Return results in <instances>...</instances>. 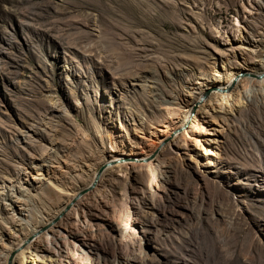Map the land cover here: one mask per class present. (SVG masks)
Masks as SVG:
<instances>
[{"label": "rangeland", "instance_id": "rangeland-1", "mask_svg": "<svg viewBox=\"0 0 264 264\" xmlns=\"http://www.w3.org/2000/svg\"><path fill=\"white\" fill-rule=\"evenodd\" d=\"M263 48L264 0H0V255L15 207L33 223L94 181L86 222L52 229L60 261L33 264H264V92L197 116L154 169L105 170L178 126L189 91L263 79Z\"/></svg>", "mask_w": 264, "mask_h": 264}, {"label": "bare ground", "instance_id": "bare-ground-1", "mask_svg": "<svg viewBox=\"0 0 264 264\" xmlns=\"http://www.w3.org/2000/svg\"><path fill=\"white\" fill-rule=\"evenodd\" d=\"M257 63L261 67H264V48ZM221 64L223 65L224 63L222 62ZM228 68H230V66ZM239 74V70L234 71L233 69H231L225 74L226 80H224L225 83L223 84V86L220 84H216L213 86L209 85L197 93L189 91L187 93V100L184 101L186 104V109H184L180 113L181 119L178 126L171 128L172 122H166L165 126L156 129L161 135L159 136V138H157L158 142L156 143V146L153 147V149H151L146 156L137 157L132 161H130V159L128 158L111 156L109 162H107L106 164L107 167L105 170H112V168H114L116 169V171H120L125 164H138L143 165L144 167L149 169H154L155 167H157L156 165L160 163L156 161V165L153 164L154 158L159 152H162L164 149H171L170 145L172 142H175V139L177 137L175 135L176 131L183 129L186 124H189L191 129L203 128L201 122L198 121L197 116L203 113L206 114L208 111H212L224 117L223 115L231 113L233 109H236L240 106L242 107V105H244L246 101L248 102V99L251 96L260 97L262 92H264V78L247 79L245 81L243 91L240 92L238 91V88L240 86V80L238 79ZM213 76L218 77L217 74H213ZM221 78L222 77L219 76V79L214 82L218 83L220 80H222ZM210 90H212V92H209V94L211 93L209 98L204 100V95L207 94V92ZM194 111L195 114H192V112ZM171 130H174V132L171 133ZM183 135L184 137H188L185 131L183 132ZM139 161L144 162H142L141 164ZM137 162H139L140 164ZM32 180L39 184L47 181V179L41 174L33 176ZM93 186L94 181H91L84 188L77 189L75 187L76 189H73L71 191L68 190L69 192L65 193L66 198L58 206H56L45 216L41 217L40 220L33 223L24 221L23 218L26 216L24 215L26 211L23 208L15 207V211H17L18 216H20V218L16 220L19 223L20 229L23 230V234H21V238L16 239V241H14L12 244L10 243L11 245L7 248L5 253H2V255H0V264H33V262L39 258V255H37L36 252L42 251L51 253V255H48V258L50 259L51 257H54L53 261L59 260V258L61 259L62 256H60V252L62 251H60V248L58 247L59 244L57 245V240L61 238L62 233H60V231H56L57 234H54V230L52 229L56 225L60 224V220L62 218L64 220V218L70 217L71 214L72 216H74V221H76L77 223L83 225V223L86 222V220L84 221L85 218L80 219V217L77 215L76 208L79 205H82L83 199L85 200V198H87L86 196H88L91 192L89 191V189ZM21 190L23 192L26 191L25 189ZM27 193L29 194V191H27ZM29 196L37 197L38 194L31 195L30 193ZM86 200H88V198ZM60 225L58 227L61 228Z\"/></svg>", "mask_w": 264, "mask_h": 264}]
</instances>
